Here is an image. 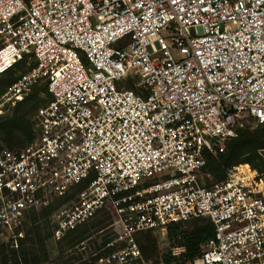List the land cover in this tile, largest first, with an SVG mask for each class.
Masks as SVG:
<instances>
[{
    "label": "built area",
    "instance_id": "1",
    "mask_svg": "<svg viewBox=\"0 0 264 264\" xmlns=\"http://www.w3.org/2000/svg\"><path fill=\"white\" fill-rule=\"evenodd\" d=\"M21 62L0 115L44 101L28 142H0V240L85 183L48 220L58 243L107 215L94 264H153L138 237L193 218L212 235L167 264H264V170L206 167L264 124V0H0V75Z\"/></svg>",
    "mask_w": 264,
    "mask_h": 264
},
{
    "label": "trees",
    "instance_id": "2",
    "mask_svg": "<svg viewBox=\"0 0 264 264\" xmlns=\"http://www.w3.org/2000/svg\"><path fill=\"white\" fill-rule=\"evenodd\" d=\"M21 64L23 63H20L16 67ZM13 69L14 68L8 69L0 75V94L6 86L16 78H12L11 75L3 78L1 76L11 73V70ZM44 89V83L34 85L28 95L16 104L17 108L15 107L12 118L8 119V117L0 116V137L8 142L10 147H18L31 139V124L29 125L20 108L22 105L27 104L30 107H35L36 109L44 101L39 96V92ZM15 130L18 131L17 134H19V137H22V143L19 142V139L15 140L16 134L13 133ZM260 148H264V124L240 131L237 137L230 139L226 143L224 151L220 152L216 158L209 160L206 167L212 175V180H221L224 177L225 169L234 164L248 163L251 167L263 171L264 160L258 153V149ZM205 183L209 184L210 180L207 179ZM83 185H85V183L79 184L78 186L81 188ZM76 189L68 193L63 199L56 200L55 203L40 209L38 212L31 211L28 216L29 221H31V223H35L40 218L48 220L49 214L55 209V207L70 198L75 193ZM189 222H192L190 228H183L184 224ZM102 223L103 220H99L98 224ZM33 229L35 230V233L33 234H37V238L32 237V231H34ZM87 230V227L84 226L77 231L70 232L58 241V243L61 248L65 247L63 246L64 244L69 245L78 243L84 240L88 235ZM41 232L42 230L40 226L35 224L25 230V238L19 239V246H17V248L7 249L6 247V249H4L5 246L1 245L0 264H38L47 260L48 251L46 246L41 241L43 239ZM212 232L213 226L209 220L205 218H193L184 223L169 225L166 236L170 244L185 246L187 254L194 256L199 252L200 243L209 238L212 235ZM28 235H30L31 238L29 244H26ZM49 236H51V226L47 223L44 237ZM107 240L108 239L104 237L101 243L97 244L96 249H98L100 245H104ZM137 240L144 257L148 259L156 250L155 235L151 232H145L142 233ZM162 260L165 264L170 262V259L167 258V256H163ZM153 264L159 263L156 261L153 262Z\"/></svg>",
    "mask_w": 264,
    "mask_h": 264
},
{
    "label": "rangeland",
    "instance_id": "3",
    "mask_svg": "<svg viewBox=\"0 0 264 264\" xmlns=\"http://www.w3.org/2000/svg\"><path fill=\"white\" fill-rule=\"evenodd\" d=\"M22 63V62H21ZM20 64V63H19ZM18 64V65H19ZM26 68L25 63L21 64L20 66L14 68L11 70V73L1 76L3 77H16L20 72L24 71ZM15 106L11 107H5V112L1 114L0 116L8 117V119L12 118ZM17 108V107H16ZM21 112L24 113L25 119L28 121L29 125L31 124V117L34 112L35 107H30L29 105H22L20 108ZM27 123V125H28ZM256 127V126H254ZM17 130L13 131L14 134H16L15 140L19 139L20 143H22V137H19V134H17ZM0 142L5 143L9 145L8 142H6L2 137H0ZM23 145V144H22ZM21 146V145H20ZM17 147V146H16ZM82 184V183H80ZM79 185V184H78ZM76 185L74 188H79V186ZM77 190V189H76ZM99 220L102 221V224H98ZM29 221V219H28ZM49 223V220H45L43 218H40L35 223H31V221L26 222L25 230L30 228L33 225H39L42 232V243L46 246L48 251V258L47 260L40 262L38 264H94V260L92 259V256L98 252L99 248L96 249L97 244L101 243V241L104 239V237L110 236V229L108 228L109 218L108 216L104 214H100L97 217H95L93 220L90 221L89 224L86 225L87 227V233L88 235L83 240V243H73L69 245H63L65 247H62L59 245V243H54L51 236L44 237L46 224ZM192 222L184 224L183 228H190ZM34 230V229H33ZM35 233V230L32 231V237L37 238V234ZM156 237V250L152 253V255L149 257L153 262H161L163 255L166 254L169 246V241L167 239V236L161 235L159 233ZM25 238V234L23 236ZM31 236L28 235L26 244H29ZM5 246L4 249L8 248H17V246H10L9 243H5L4 241L0 240V246ZM19 246V241H18ZM68 246V247H67ZM2 251V250H1ZM3 252V251H2ZM88 259H91L92 261L90 263L87 262Z\"/></svg>",
    "mask_w": 264,
    "mask_h": 264
}]
</instances>
